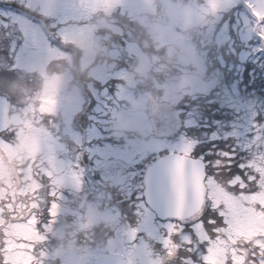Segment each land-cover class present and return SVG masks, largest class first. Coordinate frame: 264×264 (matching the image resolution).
Listing matches in <instances>:
<instances>
[{
  "label": "rangeland",
  "instance_id": "1",
  "mask_svg": "<svg viewBox=\"0 0 264 264\" xmlns=\"http://www.w3.org/2000/svg\"><path fill=\"white\" fill-rule=\"evenodd\" d=\"M1 1L2 0H0V2ZM9 1L21 7L17 9L21 12H12L6 15L5 6L0 5V16L6 15L9 18L8 22L6 21L4 24L0 22V67L10 65L8 74H11L14 79L12 80L13 84L8 86L11 89L8 90L7 96L11 98L13 93H15L17 97L16 100H13L15 104L12 107L6 106L5 101H3L4 98L0 97V130H4L7 141L10 136L12 137L11 142L8 143L9 145H7V141L0 137V172L1 175L7 178V181L9 178L11 179L8 184L6 182L7 186L4 185V190L1 191H4V194H9V198L11 200H16L18 205H22L23 198H25L23 196L25 190H32L40 187L39 181H34L25 186H17L19 172L34 169V165L37 164L33 162L36 160V163L52 176L51 183L55 185V190L57 192H59V188H61L59 183H62V188H66L68 191L72 192L71 198L57 204V214L65 212L66 207H68L69 210V203H74L73 207H77V209L80 210L74 211L73 214L77 217L79 223L78 227L81 229L102 225L103 228H107L104 232L112 229L115 230L114 234L111 233L108 238L101 242V250H118L119 248V251L122 252L126 249L120 238L123 227L121 222L126 215L121 211H117L118 205L112 201L110 192H95L94 188L90 186L92 184L90 183L85 168H76L74 170L70 166L68 168V165L64 164V159L57 156V149L53 147V145L59 146L60 149L64 151V143L60 140L59 135L56 133L50 135L46 128L41 129V127L35 124V107L31 102V97L35 93H39L40 103L46 111L60 114L64 118V120H62L64 123L61 129L62 134L74 140L80 138V135L71 128L69 123L72 113L79 108L80 98H82L79 93L71 88L72 86L69 87L68 85V80L71 77L70 70L65 69L60 73L49 75L45 68V64L48 60L62 58L64 56L63 52L49 42V37L47 36V27L49 26L53 28L56 26V34L64 40H69L80 45L85 52L86 58L92 60L95 50L92 48L91 42L93 40L94 30L103 23V15H112V12L121 11L124 15L128 13L129 16L127 17L129 18L137 17L139 21L149 26L155 41H158L160 44L170 42V52L174 49L175 45L180 46L177 55L179 58V68L183 74L177 77L176 80L182 78H186L187 80L184 81L183 86L177 88L180 90L178 92L184 93L187 91L196 95L208 94L210 87L211 89L215 88L214 84L217 81L221 94V105L229 108L234 107L237 112H240L239 117L231 124L232 130L227 131V133L225 132L224 135L235 136L244 147H248L253 144L250 138L247 137L248 133L253 130V126L256 127V132L258 134L255 139H260L256 144L261 143L262 145L264 143L259 134L260 130H258V127L260 128L264 125V120L259 124L256 119V117L264 116L263 102L256 98H250L249 95H245L243 91L240 93L237 90L232 92L227 90L225 85L221 83L220 77L216 79V75H220V71H217L218 73L214 71L212 74L211 78H214V84L213 82L206 81L203 76L202 54H198L193 50L191 45H188L187 42L189 41L186 35L176 34L173 30L175 22L181 17L187 20L185 23L187 26H195V28L211 33L213 31L214 22L207 18L208 14L211 18L217 17L224 8L229 10L236 0H207L208 4L206 6L201 4L199 5L200 7L193 3L190 5V0H178L176 5H181L180 7L175 6L173 0H163V11L158 13V15L153 14L152 4L149 0ZM95 2L96 10L93 12L91 5ZM245 2L247 5L249 0H245ZM250 2L257 7L264 4V0H250ZM64 7L70 8V11L66 14L61 12V9ZM24 13L31 15L39 14L40 18L36 19L35 22L26 18ZM225 20L224 25H229L228 19L226 18ZM161 21L163 25L159 24ZM251 24H253V22H251ZM251 24L250 21H247V19L242 16V20L238 18L237 23L233 25L234 32L242 42H246L251 38ZM102 47L103 50H106V45ZM184 47H186L187 50L185 49V51H183ZM136 49L134 43L131 42L124 49L123 55L131 58L132 52ZM120 56L121 53L118 51L108 53V57L111 60L118 59ZM66 61L68 64H71L70 56L66 58ZM98 63H102V61L99 60ZM189 63L194 65L192 71L186 69V65ZM147 64L148 63L145 61L144 65L139 66V72L144 71ZM61 66H63L62 63ZM111 67L110 64L106 63L101 72H95L94 74L99 78L98 80L105 82L112 74L109 72L104 75L102 72L107 68H109L110 71L112 69ZM113 76H117V74L114 72ZM132 77L133 75L127 72L126 79ZM172 83V80L169 81L167 99L174 101L172 99L177 100L178 97L174 95L175 92ZM187 89H190V91ZM105 96L111 95L104 94L102 91L97 96V98L100 99L97 105V110L101 112L100 114H108V106H101V104H103L101 98ZM116 96L117 98L130 97V95L122 89L118 90ZM140 100L132 102L130 97L132 104L128 109L121 107L119 111L117 109L112 112V114L109 115V119L104 121L99 120L97 122V124L100 125L98 132L92 131L93 134L90 135L94 141L90 151L96 154L94 156L95 163L92 169H90V173L98 174L104 182L111 185H119V191L123 195L126 194V197H130L134 191H137V196L139 195L140 197V184L137 179L135 181V177L137 171L140 169L138 166L142 165L141 163L144 161L147 154L153 152V154L157 155L161 150L167 148V146H170L169 148L182 150V148L189 145H191L192 148L193 145L191 140H179L169 144L168 142L171 141L162 137L161 133L165 132V130L171 131L175 128L169 119L163 121V129H155L157 133L155 138L154 136H150L149 128L146 125V119L141 110ZM105 103L106 102H104V105H106ZM161 107L168 108L166 105H162ZM131 124H135L137 127V132L135 134L136 138L133 137L134 133L131 132V137L127 139L128 143L126 147L119 148L117 145L111 146L104 142L103 136L105 133L110 134V131L116 130L117 133L121 134V129H127V126ZM110 127H112V129H110ZM93 128L96 130V127ZM15 132H17V137ZM54 136L56 137L53 140ZM252 139L255 141L254 136ZM51 141L53 143H51ZM99 141H101L102 144H99ZM236 147H239L238 142ZM260 151L263 150L261 149ZM253 152L255 153V151ZM78 154H81V151H79ZM12 159L17 160V162L13 163ZM122 159L127 161H123ZM38 160H40V162ZM129 161L133 166V171L129 169V166H126V163ZM255 161L256 165H259L261 161L262 169H264V154L262 155V152L257 155ZM26 162L27 165L25 167L18 165L25 164ZM14 169L17 171V175L14 173ZM82 173L84 174L81 179L80 175ZM262 174V179H264V172H262ZM82 187H84L86 191V196L82 195L81 199H79L77 191ZM89 192L91 193L90 195H94L98 199L89 201ZM4 194L0 193V199L4 197ZM101 202L102 208L99 207ZM136 205L139 209L141 203H136ZM209 208L207 215L217 218L218 214L213 216L214 210L210 205ZM19 211L22 212L23 209L20 208ZM146 212L145 210L140 213L137 229L142 234L139 242L131 247L132 253L130 252L131 250L128 249L125 251L127 254H132V258L130 257V264H152L151 258L153 256H149L148 253L151 245L149 240L153 237H157L158 240L162 242L165 239L160 238V233H158L160 225L153 221L151 216L147 215ZM53 225V223H49L46 226L45 233L50 232ZM164 226L169 228L170 225L166 224ZM55 234H63V232L61 230H56ZM186 236L188 235H182V237L185 238ZM63 237L64 236H62V238ZM85 242L86 241H77L74 243L70 240V236H68V240L65 242L67 243L65 247H67L68 250L66 252L64 250L60 251V254L63 255L60 256L63 260V264L87 263L89 259L81 257L83 255H81L82 253L78 246ZM87 252L88 251L85 250L83 253ZM138 259L139 261H137Z\"/></svg>",
  "mask_w": 264,
  "mask_h": 264
},
{
  "label": "snow or ice",
  "instance_id": "2",
  "mask_svg": "<svg viewBox=\"0 0 264 264\" xmlns=\"http://www.w3.org/2000/svg\"><path fill=\"white\" fill-rule=\"evenodd\" d=\"M254 18L253 30L259 40L264 42V4L257 7L247 3ZM94 12L96 2L91 5ZM191 145L182 148L176 156L173 168V187L176 196L177 215L183 218L185 189L195 192L201 215L206 205L218 213L219 219L210 220L214 225L213 232H204L200 236V245L204 250L202 264H264V179L259 173L249 172L247 175L232 173L231 157L229 163L209 161L206 165L203 160L196 165L198 173L195 176L188 174L190 165ZM248 166L240 165L241 170ZM205 168L207 171H205ZM227 170L229 175L224 176ZM215 172V175L212 173ZM223 177V178H222ZM56 196V192L50 193ZM23 211L20 212L19 209ZM7 209L13 222L0 224V264H36V246L46 239L39 227L37 205H19L15 200L11 202L4 194V202L0 205V218ZM35 209V210H33ZM57 204L52 203L49 215L55 217ZM199 226L204 227L203 220ZM11 229V236L7 229ZM46 230V229H45ZM177 225H170L167 237L162 241L165 250L163 257H156L152 264H165V260L175 258L180 251V245L175 243L173 236L181 232ZM192 245L191 239L187 240ZM188 251H192L189 247ZM42 255V253H41ZM186 264H191L190 261Z\"/></svg>",
  "mask_w": 264,
  "mask_h": 264
},
{
  "label": "water",
  "instance_id": "3",
  "mask_svg": "<svg viewBox=\"0 0 264 264\" xmlns=\"http://www.w3.org/2000/svg\"><path fill=\"white\" fill-rule=\"evenodd\" d=\"M178 154H170L163 157L152 165H150L145 173L144 183V196L148 204L162 217H178L177 215V204L176 196L173 187V168L175 159ZM190 160V167L188 174L195 176L198 173L196 165L199 164L200 160ZM199 210V204L196 199L195 192L189 188L185 189V200L182 209L183 218L189 217ZM133 232L129 231L127 236L130 239ZM126 236V237H127ZM115 255H107L96 259L95 264H117Z\"/></svg>",
  "mask_w": 264,
  "mask_h": 264
},
{
  "label": "trees",
  "instance_id": "4",
  "mask_svg": "<svg viewBox=\"0 0 264 264\" xmlns=\"http://www.w3.org/2000/svg\"><path fill=\"white\" fill-rule=\"evenodd\" d=\"M4 3L6 5L8 4L9 6H7V7L9 9H11L13 12H21V11L17 10V9H20L21 7L14 5L13 3L9 2V1L4 2ZM24 15L27 16L28 13H24ZM5 18L7 19V17H5ZM51 41L53 44H55V41H53L52 39H51ZM143 50L145 52V54L143 55V59L145 61L150 62L149 68H151V70L158 69L160 67V65H158V64L153 65L154 62H158V60L156 59V57L152 56V54H149V51H152V50L154 51V48L152 46H149L147 49H143ZM66 51H68V50H66ZM68 52L72 56H74V54H75L74 51H72V49H69ZM140 54H142V53H140ZM85 62H87V60H85ZM75 74H77V73L75 72ZM201 108H203V107H201ZM201 108H199L198 110L197 109L193 110V112L192 111L189 112V117L186 120H184V122H183L184 125H183L182 129L179 126H174V121H171L173 126L179 131L178 136L185 135V136H189L191 138L198 139V145L203 143V142H206V147L209 148V150H205V151H210L212 148L215 149L213 151H229V147H230L229 141L231 138H229V137H227L221 133L217 137L209 136V134L207 132H210V129L219 128L220 125L217 122H214L211 118L205 117V116H208L209 112L206 109H201ZM76 114H77L76 117L79 118L80 120H84L88 116V110H86L85 102H82L81 108L78 109ZM198 114H199V116L204 117V118H202V119L199 118ZM204 120L210 121L209 129H208V125H205L204 130L202 129V125H203ZM203 131L206 135H203V133H202ZM93 132H97V131L94 129ZM93 132H92V134H93ZM203 139L205 141H203ZM196 151H201V149H196ZM206 156H205L206 159H211L213 155H210V157H209V155H206ZM236 168H238V166ZM234 171H235V165L232 166V173H234ZM225 173L226 174H223L224 176L229 175L228 171H226ZM240 174L246 175L245 173H242V172ZM56 256L58 257V255H56Z\"/></svg>",
  "mask_w": 264,
  "mask_h": 264
},
{
  "label": "clouds",
  "instance_id": "5",
  "mask_svg": "<svg viewBox=\"0 0 264 264\" xmlns=\"http://www.w3.org/2000/svg\"><path fill=\"white\" fill-rule=\"evenodd\" d=\"M105 57L103 55L99 56L98 59L99 60H103Z\"/></svg>",
  "mask_w": 264,
  "mask_h": 264
}]
</instances>
